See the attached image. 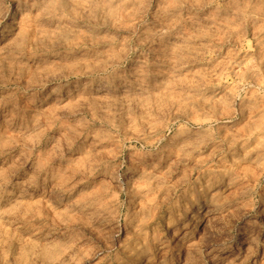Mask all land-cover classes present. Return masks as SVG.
<instances>
[{
  "label": "rangeland",
  "instance_id": "374dc122",
  "mask_svg": "<svg viewBox=\"0 0 264 264\" xmlns=\"http://www.w3.org/2000/svg\"><path fill=\"white\" fill-rule=\"evenodd\" d=\"M0 264H264V0H0Z\"/></svg>",
  "mask_w": 264,
  "mask_h": 264
},
{
  "label": "bare ground",
  "instance_id": "6f19581e",
  "mask_svg": "<svg viewBox=\"0 0 264 264\" xmlns=\"http://www.w3.org/2000/svg\"><path fill=\"white\" fill-rule=\"evenodd\" d=\"M121 182H122V180H120V183H121ZM122 183H123V182H122ZM122 183H121V184H122ZM122 185H123V184H122ZM223 253H224V252H223Z\"/></svg>",
  "mask_w": 264,
  "mask_h": 264
}]
</instances>
